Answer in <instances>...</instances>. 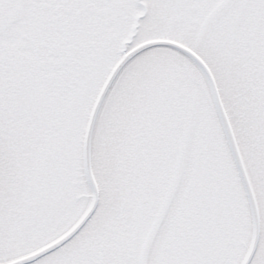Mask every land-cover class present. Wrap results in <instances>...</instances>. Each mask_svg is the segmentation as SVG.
I'll return each instance as SVG.
<instances>
[{
    "label": "snow or ice",
    "instance_id": "snow-or-ice-1",
    "mask_svg": "<svg viewBox=\"0 0 264 264\" xmlns=\"http://www.w3.org/2000/svg\"><path fill=\"white\" fill-rule=\"evenodd\" d=\"M0 264H264V0H0Z\"/></svg>",
    "mask_w": 264,
    "mask_h": 264
}]
</instances>
